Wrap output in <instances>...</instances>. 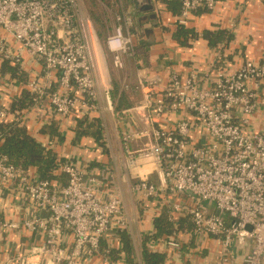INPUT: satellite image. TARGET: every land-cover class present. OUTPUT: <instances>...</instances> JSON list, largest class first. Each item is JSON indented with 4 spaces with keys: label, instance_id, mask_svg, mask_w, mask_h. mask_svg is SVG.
I'll list each match as a JSON object with an SVG mask.
<instances>
[{
    "label": "built area",
    "instance_id": "1",
    "mask_svg": "<svg viewBox=\"0 0 264 264\" xmlns=\"http://www.w3.org/2000/svg\"><path fill=\"white\" fill-rule=\"evenodd\" d=\"M163 1L166 9L171 0ZM176 1L175 25L186 27L224 0ZM132 23L123 10L101 37L82 0H0V62L40 66L25 86L53 121L108 113L123 164L120 174L103 129V144L88 137V157L56 151L48 177L0 154V234L37 236L18 264L96 256L129 264L111 255L128 229L120 186L128 193L130 169L144 247L163 253L164 264H264V60L244 58L228 70L223 43L202 73L175 71L164 81L138 71L141 100L118 109L109 70L125 69L133 55ZM8 121L22 124L24 110L15 115L0 102V122ZM40 143L52 150V140ZM161 215L171 229L156 236Z\"/></svg>",
    "mask_w": 264,
    "mask_h": 264
},
{
    "label": "crops",
    "instance_id": "2",
    "mask_svg": "<svg viewBox=\"0 0 264 264\" xmlns=\"http://www.w3.org/2000/svg\"><path fill=\"white\" fill-rule=\"evenodd\" d=\"M130 1L132 2L129 7L137 14V18L142 25V32L146 42L144 50L147 52V58L140 59L138 57L135 60L132 59V68H134L135 65L139 72H143L147 75H161L164 81L171 72L175 71L178 73H187L190 69H193L202 73L216 55V51L218 50L217 47L223 43L226 44L224 48L221 49V55L222 59H226L227 61L226 67L228 70L237 67L244 58L258 61L264 60V0H224L217 5L214 11H199L193 14L186 28L194 30V32L199 35H202L203 31L209 30L212 31L214 35L218 36L213 44H210L207 39L199 37L198 39L190 41L187 45L179 43L172 37L177 27V25H175V16L179 11V6H177L175 10L172 9V6H175L172 2L175 1V3H177L176 0L169 2L166 9H164V6L159 8L160 5H164L163 0ZM147 5L151 6V8H145ZM128 8L125 9L123 7L118 9L117 12L119 11L120 13L123 10L128 12ZM113 18L114 23L115 17ZM222 32H225L227 37L231 35L229 40H227L225 36L221 38L222 35H225L221 34ZM25 61V67L23 68L9 63L12 67H16V74L12 77L8 70H2L3 61L0 62V102L6 103L9 107L12 101L21 94V91L27 89L25 85L30 73L32 76L36 75L37 71H39V73L41 71L40 66L26 59ZM133 74V82L135 85V75L137 76V73L134 72ZM120 82L122 90L128 96V83H126L123 78L120 79ZM111 84L113 89V79L111 80ZM98 89H100L99 86ZM135 90L131 88L132 94L129 96L133 104L139 103V99L141 98V94H139L138 90ZM100 97H102V95H100ZM112 100H114L113 97ZM137 100L138 102L136 103ZM22 110H24V122L22 125L25 126L27 132L36 139V141L46 142L49 139L52 140L53 145L51 147L52 150H50L52 154L56 155V151H58L62 154H75L77 156L83 154L84 156H89L88 148L91 146V139L93 138L89 139L88 136H83L79 142L76 141V127L83 120L87 119L88 122H90V118L98 117L87 114L85 117L80 118H78L79 115H76L73 118L71 117L69 121L67 119H61L59 122L55 119L53 121L49 116L45 100L34 106L33 104L27 107L25 106ZM98 119L100 123H102V129H104L107 139H109L107 128L115 130V141L117 143L116 123L114 120L110 121L109 118L108 121L110 126L108 127L105 125V119H108L107 116L105 117L102 115ZM73 120H75L76 123H72ZM52 124L57 126V129L61 133V138H50L47 132H42L44 127ZM84 144L85 146H83ZM117 148L119 150L118 143ZM113 156L115 157L114 154ZM115 161L121 174L123 171V164L118 158H115ZM132 177H136V171H131L129 169L128 193L125 182L122 184L120 183L122 196L128 209L129 222L126 233L130 238L132 246L129 257L130 261L123 240L120 248H113L111 256L115 259V257L117 258L123 253L125 255V261L129 264H137L143 263L142 248L144 244L142 223L139 221L136 206L129 192V184ZM2 198L8 203L14 201L13 197H7L6 195H2ZM2 216H6V214L0 213V217ZM38 242L36 235H30L24 231H8L6 233H1L0 264H18L15 257L18 254H26L30 248ZM37 264L53 263L44 260ZM80 264H105V262L101 257L96 256Z\"/></svg>",
    "mask_w": 264,
    "mask_h": 264
},
{
    "label": "trees",
    "instance_id": "3",
    "mask_svg": "<svg viewBox=\"0 0 264 264\" xmlns=\"http://www.w3.org/2000/svg\"><path fill=\"white\" fill-rule=\"evenodd\" d=\"M174 1V0H171ZM131 5L130 0L124 1ZM175 6H172V9L178 5V3L172 2ZM171 4V5H172ZM116 9L115 11H117ZM91 18L95 24L97 32L99 36L104 34L105 30L108 28L106 27L110 19L106 17V19H101V16L95 13L93 10H89ZM131 17L133 19V25L130 29V32L134 39V51L131 57V60L134 58L142 57L143 59L147 58V52L144 50L145 40L144 34L142 32V25L140 24L137 14L131 11ZM113 20V18L111 19ZM221 38L224 36L229 40L231 35H226L225 32H222ZM218 35H214L212 31H203L202 35L197 34L194 30L190 28H186L184 26L178 25L172 37L174 40L178 41L181 44L187 45L190 41L198 39L199 37H203L208 40L210 44L215 42V39ZM133 67V65H132ZM8 70L10 76L12 77L16 74V67H12L9 65L7 61H3L2 63V70ZM132 69V68H131ZM129 69V70H131ZM128 70V71H129ZM131 85L135 87L134 83L132 82ZM125 94L122 90L120 78L114 79V85L112 89V97L114 98V103L116 108H121L129 103H132V99ZM35 97L28 92L27 89H23L21 94L12 101L10 106V111L14 112L15 115H19L20 111L24 109V107L29 106L34 103ZM130 105V104H129ZM88 120H83L79 123L76 127V136L75 140L80 141L83 136H88L93 138L95 142L101 141L103 144V132H102V125L98 118H90ZM42 132H47L50 135V138H61V133L57 129L55 124L50 126L44 127ZM0 154H5L8 156L9 161L14 165H19L24 168L29 166H34L37 171L39 172L40 176L48 177L50 176V171L54 167V156L49 150H45L40 142L36 141L26 130L25 126L22 124L15 125L13 122H0ZM156 233L155 235H161L162 233L168 232L171 229V224L166 219L165 215H161L156 221ZM121 239L124 241L125 250L128 253V258L130 257L132 246L130 242L129 236H127L126 231L121 232ZM142 257L144 264H164V254L158 252H151L146 247L142 248ZM130 261V258H129Z\"/></svg>",
    "mask_w": 264,
    "mask_h": 264
},
{
    "label": "rangeland",
    "instance_id": "4",
    "mask_svg": "<svg viewBox=\"0 0 264 264\" xmlns=\"http://www.w3.org/2000/svg\"><path fill=\"white\" fill-rule=\"evenodd\" d=\"M82 1L84 2L85 6H86V8L88 10L95 11V13L97 15L99 14L101 16V19H103V18L106 19V17H108L110 19V21L108 22V24L106 26L108 28L105 30L104 34L100 35L101 37H104L107 33H109L110 30H111L112 25L115 23V20H114V23H113V20H111L113 17H116V15L119 13V11L117 12L115 10L116 9H121L123 7L126 9L130 5L129 3L124 2L126 0H82ZM131 11H133V9H130V7H129L128 8V14L130 16H131V14H130ZM132 25H133V23H132ZM139 58L143 59L142 57H139ZM135 59L136 58H134V60ZM132 65H133L132 60L128 59V57H127L126 58V68L125 69L120 70V71H115V70H112V69L109 70V73L111 74V78L113 80L116 79V78H120V79L123 78L126 81V83H128V93H130V94H132L131 93V88L133 90H135L134 89L135 87H133L131 85V83L133 82V77H134L133 73L134 72H136V73L138 72V68H136L135 65H134V68H132ZM129 69H131V70H129ZM135 77H136V75H135ZM139 94H140V92H139ZM111 95H112V92H111ZM134 98H135V96H134ZM139 101H140V99H139ZM137 102H138V100L136 101V103ZM113 103H114V101H113ZM129 104L133 106L135 103L134 104L133 103H129ZM123 107H125V106H123ZM104 116L105 117L107 116V118H108V119H105V125H107L109 127L110 126L109 121H108L109 118H110V121H113V120L111 119V117H110V115L108 113H105ZM101 125H102V123H101ZM107 126H106V128H107ZM109 129L107 128V134H108V138H109L108 141H109L111 147L110 146H108V147L113 152L115 157L119 158V155H118L119 154V150L117 148V143L115 141V130H112V128H111L110 131H109ZM131 171H133V170H131ZM135 179H136V177H132L131 183Z\"/></svg>",
    "mask_w": 264,
    "mask_h": 264
},
{
    "label": "water",
    "instance_id": "5",
    "mask_svg": "<svg viewBox=\"0 0 264 264\" xmlns=\"http://www.w3.org/2000/svg\"><path fill=\"white\" fill-rule=\"evenodd\" d=\"M145 8H147V9L149 8V9H150V8H151V6L147 5ZM145 32H146V30H145ZM146 33H147V32H146Z\"/></svg>",
    "mask_w": 264,
    "mask_h": 264
}]
</instances>
